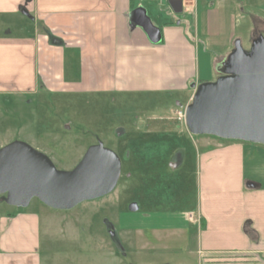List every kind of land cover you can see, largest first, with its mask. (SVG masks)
Segmentation results:
<instances>
[{"label": "rangeland", "instance_id": "obj_1", "mask_svg": "<svg viewBox=\"0 0 264 264\" xmlns=\"http://www.w3.org/2000/svg\"><path fill=\"white\" fill-rule=\"evenodd\" d=\"M201 3V17L199 9L196 18L194 12L174 13L168 0H163L162 6L154 4V11L150 8L147 15L159 26L154 12L167 17L164 10H159L166 6L176 18L186 20L191 34L199 41L200 78L213 81L217 77L212 63L216 54L232 49L236 40L248 49L251 38L264 35V31L253 24L250 32L248 17L240 12L235 1ZM19 18L22 17L16 19ZM195 19H199L198 24ZM14 20L0 15V38L8 37V29L10 36L34 35V29L28 30L31 25L27 20V27L20 28L21 32L14 27ZM168 20L174 18L170 16ZM74 51L65 50V69L75 67ZM7 56L12 58L2 66L3 74L7 68L13 71L18 62L6 45L1 61L7 60ZM216 64V68L222 69L221 64ZM188 93L59 91L47 88L38 76L29 92L12 89L0 92V147L21 140L47 155L57 169L68 170L99 140L121 160L120 176L111 193L69 211L52 210L36 198L23 209L24 213L37 214L39 218L35 244L39 264H198L195 252L198 225L191 224L188 216L197 219L196 153L203 148L196 141L201 135L190 134L172 112L183 109ZM177 152L182 153L184 160L178 167L170 168L169 160ZM263 156L262 152H246V177L264 181V169L253 167V158L261 160ZM16 210L0 200V222L7 213ZM106 226L115 233L116 241L106 232ZM138 227L164 228L165 236L176 227L184 229L187 235L177 240L162 235L163 242L155 241L142 250L136 244Z\"/></svg>", "mask_w": 264, "mask_h": 264}, {"label": "crops", "instance_id": "obj_2", "mask_svg": "<svg viewBox=\"0 0 264 264\" xmlns=\"http://www.w3.org/2000/svg\"><path fill=\"white\" fill-rule=\"evenodd\" d=\"M162 1L0 0V15L14 18L18 32L27 27L25 20L31 25L28 30H35L34 35L10 36L8 29V37L0 38V56L7 45L18 60L13 71L7 68L3 74L2 66L9 64L12 57L7 56L4 61L0 58V92L6 89L29 92L38 76L47 88L59 91H185L189 92L184 104L187 105L195 86L210 80L200 78L199 41L195 43L188 22L176 18L166 6L159 10H164L167 17L154 12L160 22L157 27L161 38L157 43H152L142 28L129 23L132 10L142 7L147 14L150 8L154 11V4L162 6ZM192 1L194 8L189 11L190 0H181V12H194L196 18L197 9L202 16L201 2L207 4L212 0ZM232 1L248 17L250 32L253 24L264 31V0ZM170 16L174 21L168 20ZM18 17L24 19L17 20ZM198 20L195 19V24ZM69 49L75 50V67L71 70L65 69V50ZM231 50L214 56L215 76L220 72L216 62L222 66ZM199 137L196 144L203 150L196 153L197 219H189L191 224L198 225L195 251L198 264L202 256L209 254H257L264 258V181L255 174L253 179L245 175L246 152L264 154V149L261 144L236 141L224 144L211 135ZM183 160L182 153L177 152L169 160V167L176 168ZM257 165L264 169V156L261 160L253 158V167ZM248 182L258 186L247 187ZM2 220L0 264H39L35 246L39 237L38 215L22 210L9 212ZM164 231V228L138 227L136 244L146 250L155 241L163 242L165 237L177 240L187 235L182 228L171 229L168 233L171 237L165 236Z\"/></svg>", "mask_w": 264, "mask_h": 264}, {"label": "water", "instance_id": "obj_3", "mask_svg": "<svg viewBox=\"0 0 264 264\" xmlns=\"http://www.w3.org/2000/svg\"><path fill=\"white\" fill-rule=\"evenodd\" d=\"M169 4L174 12H181V0ZM129 23L142 28L152 43L160 41V30L144 8L132 10ZM220 72L213 81L195 86L184 106L186 129L193 135L264 145V35L251 40L248 49L236 40ZM120 172L119 156L99 140L68 170L57 169L47 155L21 140L0 147V196L20 212L33 198L62 210L101 198L115 189ZM109 234L116 241L115 233Z\"/></svg>", "mask_w": 264, "mask_h": 264}, {"label": "trees", "instance_id": "obj_4", "mask_svg": "<svg viewBox=\"0 0 264 264\" xmlns=\"http://www.w3.org/2000/svg\"><path fill=\"white\" fill-rule=\"evenodd\" d=\"M219 139L228 140L222 138ZM231 141H239V140H231ZM259 260L261 261L259 262ZM201 264H264V258L262 256H258L257 254H253V256L251 254H227V255L209 254L207 256H202Z\"/></svg>", "mask_w": 264, "mask_h": 264}, {"label": "built area", "instance_id": "obj_5", "mask_svg": "<svg viewBox=\"0 0 264 264\" xmlns=\"http://www.w3.org/2000/svg\"><path fill=\"white\" fill-rule=\"evenodd\" d=\"M192 3H193V1L190 0L189 5L187 6V8H188L187 10H189V11H192L193 10L194 6H193ZM173 113H174V115H175V117L177 118L178 121H183L184 122V112H183V109L182 110H175V111H173ZM188 218L190 220H194V218L191 215H189Z\"/></svg>", "mask_w": 264, "mask_h": 264}, {"label": "flooded vegetation", "instance_id": "obj_6", "mask_svg": "<svg viewBox=\"0 0 264 264\" xmlns=\"http://www.w3.org/2000/svg\"><path fill=\"white\" fill-rule=\"evenodd\" d=\"M254 39V38H253ZM0 200H2V196H0ZM91 201H93V200H89V201H84V202H91ZM42 203V202H41ZM83 203V202H82ZM43 204V203H42ZM81 204V203H80ZM45 205V204H44ZM79 205V204H78ZM77 206V205H76ZM75 206V207H76ZM75 207H73V208H75ZM73 208H71V209H68V210H62V209H54V208H50V209H52V210H57V211H69V210H72ZM18 213L20 212L18 209L16 210ZM110 226V225H109ZM109 226H106V232H108V234L110 233V227ZM109 236H110V234H109Z\"/></svg>", "mask_w": 264, "mask_h": 264}]
</instances>
